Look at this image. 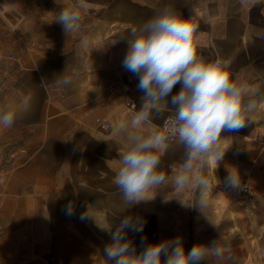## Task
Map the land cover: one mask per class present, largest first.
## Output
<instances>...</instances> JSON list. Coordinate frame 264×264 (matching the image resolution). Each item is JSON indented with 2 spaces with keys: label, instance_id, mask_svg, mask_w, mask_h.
Wrapping results in <instances>:
<instances>
[{
  "label": "crops",
  "instance_id": "crops-1",
  "mask_svg": "<svg viewBox=\"0 0 264 264\" xmlns=\"http://www.w3.org/2000/svg\"><path fill=\"white\" fill-rule=\"evenodd\" d=\"M11 2L26 22L0 19V109L28 103L30 110L11 129L0 127V264H112L104 257L111 242L104 227L111 224L115 231L125 215L145 221L143 232L127 233L137 253L142 237L146 243L181 237L186 251L218 243L221 255L209 254L201 264H264V105L244 127L222 132L230 147L217 168L206 171V208L190 207L199 191L173 190L172 177L184 158L174 141L161 154L159 171L166 181L148 193L153 199L129 208L113 183L126 150L113 129L131 119L142 96L138 78L129 82L132 73L122 67L131 29L174 3L196 29L198 55L231 60L233 77L256 91L252 99L259 101L264 0H89L80 29L57 37L44 36L47 21L72 0ZM63 78L72 83L61 85ZM179 90L177 84L173 94ZM172 115L168 110L154 117L149 128L159 131ZM13 150L19 154L8 161ZM230 168L238 170L241 186L248 184V194L224 184ZM88 211L93 217L82 220Z\"/></svg>",
  "mask_w": 264,
  "mask_h": 264
},
{
  "label": "clouds",
  "instance_id": "clouds-1",
  "mask_svg": "<svg viewBox=\"0 0 264 264\" xmlns=\"http://www.w3.org/2000/svg\"><path fill=\"white\" fill-rule=\"evenodd\" d=\"M88 7L89 0H72L61 7L54 21L62 25L66 35L77 32L82 24V12ZM195 31L190 18L174 3H167L129 32L122 67L138 78L141 103L131 119L121 120L113 129L126 143L113 183L129 208L153 199L155 196L149 197L148 193L165 183L166 177L159 166L161 154L171 141L184 150L183 161L171 180L173 190L199 191V199L190 207L206 208L208 202L204 193L210 187L206 171L212 166L217 168L230 147L224 145L229 137H223L222 132L244 127L264 105V99H252L256 91L240 82L238 76L233 77L231 60L219 56L207 60L198 55L194 46ZM87 43V40L81 41L83 47H87ZM59 83L68 86L72 81L63 78ZM177 84L180 90L173 94ZM29 110L28 103L22 107L6 104L0 109V127L11 129L20 115ZM168 110L173 115L165 120L164 133L155 126L149 128L154 117H163ZM224 184L241 187L238 170L230 168ZM67 213L72 214L71 204L67 206ZM88 217H93L89 211L81 215L82 220ZM144 225L142 217L125 215L115 231L111 224L104 227L111 235V242L104 248L106 261L112 264H201L209 254L219 257L222 253L216 241L210 246L196 244L186 251L181 237L157 243H146V237H142L143 248L137 253L127 233H141Z\"/></svg>",
  "mask_w": 264,
  "mask_h": 264
},
{
  "label": "built area",
  "instance_id": "built-area-1",
  "mask_svg": "<svg viewBox=\"0 0 264 264\" xmlns=\"http://www.w3.org/2000/svg\"><path fill=\"white\" fill-rule=\"evenodd\" d=\"M22 13L19 12L18 10L15 9L13 3L11 2V0H0V19L5 21L8 24H13L16 25L18 23H22ZM128 81L129 82H137V77H134L132 75H128ZM126 104L129 107H134L135 103L132 101H127ZM170 118V117H167ZM163 119L160 127H159V131L161 133H164V123L165 120L167 119ZM101 127L102 128H106L107 127V123L103 122L101 123ZM19 154V152L13 150L11 152H9V157H8V161H14V159H16L17 155ZM3 168L0 167V171H2ZM249 186L246 182L243 183V185L241 186V192L248 194L249 193Z\"/></svg>",
  "mask_w": 264,
  "mask_h": 264
},
{
  "label": "rangeland",
  "instance_id": "rangeland-1",
  "mask_svg": "<svg viewBox=\"0 0 264 264\" xmlns=\"http://www.w3.org/2000/svg\"><path fill=\"white\" fill-rule=\"evenodd\" d=\"M47 2L48 1H44L43 4L45 6H49L51 8H55L56 10H58V7L57 6L52 5L49 2L47 3ZM37 6H41V4L39 3V4H37ZM23 12L25 13V11H23ZM50 20H51V22L50 21H47V23H48V29L45 31L44 36L45 37H57L58 35H60V36L65 35V32L63 30L62 25L60 24V26H58L59 23L56 22V21H54L55 19H50ZM21 21H22L23 24H24V22H26V14H23L22 15V20ZM37 21H41V20L37 19Z\"/></svg>",
  "mask_w": 264,
  "mask_h": 264
}]
</instances>
